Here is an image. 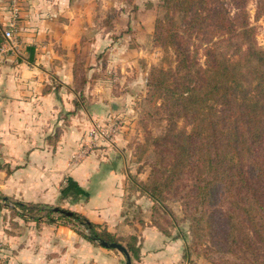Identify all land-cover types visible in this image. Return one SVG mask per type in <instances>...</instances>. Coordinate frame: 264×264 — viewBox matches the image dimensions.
<instances>
[{
	"label": "crops",
	"instance_id": "1",
	"mask_svg": "<svg viewBox=\"0 0 264 264\" xmlns=\"http://www.w3.org/2000/svg\"><path fill=\"white\" fill-rule=\"evenodd\" d=\"M116 1H111L112 14L114 21L124 22L121 31L105 26L104 0H17L13 21L0 0V239L9 264L126 262L118 250L89 241L65 223L24 222L29 215L18 202L78 212L111 235L128 237L137 249L128 252L131 264H185L181 238L168 237L144 217L128 221L123 199L129 170L122 138L73 157L90 142L89 132L98 122L115 118L119 97L125 99L112 91L108 55L116 61L117 87L132 57L143 52L142 45L120 40H132L144 23V33L151 32L145 17L152 2L133 1L141 15ZM8 29H14L18 45L4 53ZM113 34L116 43L111 44ZM78 55L86 61L82 67Z\"/></svg>",
	"mask_w": 264,
	"mask_h": 264
},
{
	"label": "trees",
	"instance_id": "2",
	"mask_svg": "<svg viewBox=\"0 0 264 264\" xmlns=\"http://www.w3.org/2000/svg\"><path fill=\"white\" fill-rule=\"evenodd\" d=\"M245 1L230 0L239 12L231 11L224 0L160 1L161 9L182 6L184 20L180 27L168 16L157 18L154 38L160 43L171 42L189 72L182 83L177 79L173 87H169V72L162 79L166 93L156 90L149 97L152 102L157 94L166 95L163 107L169 125L156 139L157 161L150 183H140V189L158 202L164 201L166 194L171 195L168 191L172 189L181 192L179 198L185 208L191 207L187 216L193 221L194 233L199 236L204 229L209 230V250L232 255V263L226 255L224 263L264 264V49L254 44L253 28L244 12ZM201 30L216 37L206 47L204 66L189 52ZM228 31L230 35L223 36ZM241 36L248 42L243 60L234 58L243 51L239 46L229 55L220 48L231 38H239L241 45ZM193 63L198 65L197 74L193 73L195 80L190 75ZM158 114L164 116L163 112ZM182 116H189L186 124L192 130L177 126ZM16 205L29 216L33 213L34 220L41 218V212L46 217L53 213V207L44 204ZM198 208L200 215L195 216ZM65 218L85 227L90 234L82 235L89 241L117 242L78 212ZM135 248L130 243L127 249L136 253ZM237 251L240 255L234 254Z\"/></svg>",
	"mask_w": 264,
	"mask_h": 264
},
{
	"label": "rangeland",
	"instance_id": "3",
	"mask_svg": "<svg viewBox=\"0 0 264 264\" xmlns=\"http://www.w3.org/2000/svg\"><path fill=\"white\" fill-rule=\"evenodd\" d=\"M17 0H4L5 8L9 9V20L13 21L17 15L16 9ZM104 16L105 26L111 28L114 31H121V28H124V22L114 21L113 6H111V1L116 0H104ZM134 0H117L116 2H121L124 4V8H130L132 11L142 13L143 10L139 9L140 6H135ZM161 0H147V4L150 6V13L146 15L147 23H151V32L150 34L144 33L145 23L140 27L136 28L132 33L131 26H128L130 34L133 36L128 40V37L121 39L122 45L127 43H136L142 45V53H137L132 57L133 63L129 66H126L125 72L120 74L121 80H117L116 87V61L111 59L108 55V62L106 65L107 75L110 77L111 83L113 84L112 91H118L121 95H124L125 99L119 97L117 101L121 110L116 114L115 118L105 119L101 122H98L96 127H93L89 132V143L84 144L81 148L74 154V159L83 158L84 156L90 153L94 147L105 145L106 140H111L116 137L122 138L121 153L127 158L128 162V183L126 184V191L128 193L124 196L125 207L124 211L127 215L128 221H145L151 222L152 224L159 225L162 229L166 230L165 233L170 238H181L184 245L182 250V263L185 264H230L224 263V256H227V260H231L232 255L230 252H223L215 250L211 252L208 248L209 242V230H203L197 236L193 229L190 216H187V211H190V208H185V205L182 203V200L179 198V194L174 189L168 191L171 195L166 194V198L163 201H155L151 199L150 202H146L140 196L145 195L141 192L140 183H150V177L152 173V168L154 167L155 162L157 161L156 157V148L157 142L156 139L162 136L165 133V127L169 125L168 121V112L166 108L163 107V104L166 100V95H158L157 98L152 102L149 101V97L157 91H164L166 87V82H162V79L167 77L166 75L169 72L171 77H169V87L177 85V79L182 83L187 73L188 69L186 66L180 62V57L176 52L174 45L170 44L171 42H157L154 38V23L157 18H164L168 16L172 18L176 26H182L184 20V14L182 6L176 5V7H171L169 9H161L159 3ZM227 3V6L231 11H234L235 8L232 6L230 0H224ZM246 12V18L250 26L253 28L254 44L260 48L264 49V0H246L244 6ZM240 10H235L234 12H239ZM140 16V14H138ZM238 23V20H236ZM117 24V25H116ZM121 24V25H120ZM143 29V30H142ZM11 39L4 38V53L11 51L18 45V41L14 36V29H12ZM210 30V29H209ZM205 35V36H204ZM211 33L200 31L199 37L193 40V44L190 47L191 58L194 60L193 55L195 56L196 61L200 66L205 65V52L206 47H208L211 42L216 40V37L212 38ZM230 32H226L223 36H229ZM212 38V41L209 40ZM241 45L238 43L240 39H230L229 44L223 42L220 46L221 49H226L228 55L233 52V49L239 48L243 51L239 54H234V58L243 60L241 58L242 53L247 51V40L245 37H242ZM110 43H116V35H112V40ZM133 41V42H132ZM238 43V44H237ZM233 45L232 47L230 46ZM115 45V44H114ZM193 49L194 51H191ZM193 54V55H192ZM127 58L130 55H122ZM79 64L81 67L86 63L83 59V56H79ZM131 59V58H130ZM121 62V61H120ZM196 62V64H197ZM110 64V65H109ZM186 64V63H185ZM193 63V69L190 71L191 78L193 73L196 72L198 65ZM108 67V68H107ZM129 67V68H128ZM189 72V71H188ZM84 77V74H82ZM79 71L76 73V78L78 79ZM162 82V84H161ZM157 87H159L157 89ZM110 88V89H111ZM74 89L77 90V87L74 86ZM214 104V103H213ZM163 112L164 116H160L158 113ZM182 114V110H181ZM189 116L180 117L177 121L178 127L185 128L186 131L192 130L191 126L186 124V121H189ZM177 195V196H176ZM148 197V196H147ZM170 197L169 199H167ZM150 198V197H149ZM145 201V202H144ZM49 206V205H48ZM54 207V206H50ZM200 209L198 208L195 212V216L200 215ZM11 215L15 211H10ZM31 216L28 218H23L24 222L32 219ZM14 216V215H13ZM41 217L39 220L49 221L52 219L53 222L65 223L69 227H74L78 229L79 232L75 231L83 237L82 234H90L89 231L79 225L74 220L65 218L66 215L59 212L53 211V213L46 217L44 212L38 214ZM97 226V230L103 231L102 227ZM73 229V228H72ZM74 230V229H73ZM114 236V235H113ZM115 237V236H114ZM117 242L122 244L126 249L130 248V242L128 237H121L120 235L115 237ZM198 239L199 243L195 241ZM97 242V241H96ZM128 250V249H127ZM129 252V251H128ZM234 254L240 255V252ZM6 246L0 239V264H9V258L6 256ZM240 263H244L242 259L238 260ZM235 262V260H234ZM237 262V261H236ZM238 262V263H239Z\"/></svg>",
	"mask_w": 264,
	"mask_h": 264
},
{
	"label": "water",
	"instance_id": "4",
	"mask_svg": "<svg viewBox=\"0 0 264 264\" xmlns=\"http://www.w3.org/2000/svg\"><path fill=\"white\" fill-rule=\"evenodd\" d=\"M53 211L59 212V213L64 214L66 216L72 215V211L61 209L59 207H53ZM96 241L103 247H108V248L118 250L119 252H121L125 256V259H126L125 264H131L130 255H129L127 249L122 244H120L118 242H107V241L102 240V239L101 240L98 239Z\"/></svg>",
	"mask_w": 264,
	"mask_h": 264
},
{
	"label": "built area",
	"instance_id": "5",
	"mask_svg": "<svg viewBox=\"0 0 264 264\" xmlns=\"http://www.w3.org/2000/svg\"><path fill=\"white\" fill-rule=\"evenodd\" d=\"M4 36H5L7 39H11V37H12V30H11V29L5 30V32H4Z\"/></svg>",
	"mask_w": 264,
	"mask_h": 264
}]
</instances>
